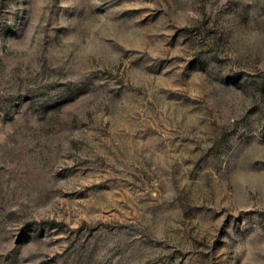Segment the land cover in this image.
<instances>
[{"label": "rangeland", "instance_id": "1", "mask_svg": "<svg viewBox=\"0 0 264 264\" xmlns=\"http://www.w3.org/2000/svg\"><path fill=\"white\" fill-rule=\"evenodd\" d=\"M0 264H264V0H0Z\"/></svg>", "mask_w": 264, "mask_h": 264}, {"label": "trees", "instance_id": "2", "mask_svg": "<svg viewBox=\"0 0 264 264\" xmlns=\"http://www.w3.org/2000/svg\"><path fill=\"white\" fill-rule=\"evenodd\" d=\"M26 226H32V224H28V225H26Z\"/></svg>", "mask_w": 264, "mask_h": 264}]
</instances>
